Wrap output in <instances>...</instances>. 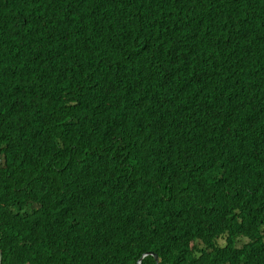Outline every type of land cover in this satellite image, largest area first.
<instances>
[{"label":"trees","instance_id":"1","mask_svg":"<svg viewBox=\"0 0 264 264\" xmlns=\"http://www.w3.org/2000/svg\"><path fill=\"white\" fill-rule=\"evenodd\" d=\"M244 235L264 0H0L1 264H264Z\"/></svg>","mask_w":264,"mask_h":264},{"label":"clouds","instance_id":"2","mask_svg":"<svg viewBox=\"0 0 264 264\" xmlns=\"http://www.w3.org/2000/svg\"><path fill=\"white\" fill-rule=\"evenodd\" d=\"M239 239L245 240V241H250L251 243H256L258 245V247H264V235H258V236H255L254 238H252L248 235H244V237L242 236ZM49 264H54V263H49Z\"/></svg>","mask_w":264,"mask_h":264},{"label":"water","instance_id":"3","mask_svg":"<svg viewBox=\"0 0 264 264\" xmlns=\"http://www.w3.org/2000/svg\"><path fill=\"white\" fill-rule=\"evenodd\" d=\"M147 254H152V255H154V257H155V259H156V263L158 264V254L157 253H154V252H147V253H145L140 259H139V262H138V264H140V262H141V260H142V258L145 256V255H147ZM1 260H2V252H1V250H0V264H1Z\"/></svg>","mask_w":264,"mask_h":264},{"label":"bare ground","instance_id":"4","mask_svg":"<svg viewBox=\"0 0 264 264\" xmlns=\"http://www.w3.org/2000/svg\"><path fill=\"white\" fill-rule=\"evenodd\" d=\"M16 162H18V161H16ZM21 162V161H20ZM24 162V161H23ZM19 163V162H18ZM26 163V162H25ZM24 163V164H25ZM28 163H29V161H28ZM23 164V163H22ZM30 165V164H29ZM31 166V165H30ZM24 168V167H23ZM23 168H22V171H23ZM26 169V168H25ZM29 168H27L26 170H28ZM28 172H29V170H28ZM25 173H27L26 171H25ZM28 174H31V173H28ZM23 177V176H22ZM11 179H12V177H11Z\"/></svg>","mask_w":264,"mask_h":264}]
</instances>
